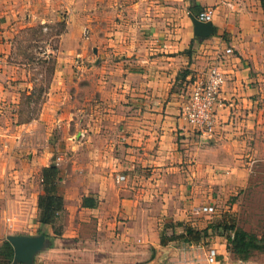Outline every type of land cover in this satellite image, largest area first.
<instances>
[{
    "label": "crops",
    "instance_id": "0c3cea01",
    "mask_svg": "<svg viewBox=\"0 0 264 264\" xmlns=\"http://www.w3.org/2000/svg\"><path fill=\"white\" fill-rule=\"evenodd\" d=\"M201 7L214 12L215 27L203 40L190 17ZM62 22L59 49L35 53L56 57L42 86L19 40ZM214 63L227 74L223 105L213 136L201 137L181 109ZM30 107L36 112L25 114ZM263 139L264 0H0V244L43 230L50 246L35 264L170 257L171 244L160 242L165 223L195 225L188 182L232 171ZM51 165L65 204L58 237L38 220L42 169Z\"/></svg>",
    "mask_w": 264,
    "mask_h": 264
},
{
    "label": "rangeland",
    "instance_id": "374dc122",
    "mask_svg": "<svg viewBox=\"0 0 264 264\" xmlns=\"http://www.w3.org/2000/svg\"><path fill=\"white\" fill-rule=\"evenodd\" d=\"M65 30L66 24L62 22L47 32L34 29L33 33L29 32L19 40V49L25 51L28 56L32 55L33 65L36 66L31 72V79L37 84L40 81L42 86L49 84L54 74L56 57H49L45 62L35 53L46 49V46L53 50L59 49V34ZM24 111L25 114L31 115L36 109L33 111L30 107L25 108ZM249 146L250 148L243 153L244 161L232 171L229 168H220L216 173L222 176L208 179L209 174L206 172L205 179H194L198 180L197 185L196 182L191 184L188 182V185H192L197 190V201L193 208L192 222L195 223L193 227L199 230L209 229L208 237L201 242L204 248H191V244L182 240L174 241L170 243L174 251L171 252L170 257H174L175 260L171 261L170 257L162 258L159 255L154 264H207L205 257L207 248L214 246L213 244H225L226 248L229 245L225 228L230 225L259 240H264V139L258 144ZM210 204L216 207L215 214L209 215L199 211L201 206ZM165 222L166 220L163 219L162 224ZM177 233H181L179 227ZM231 235H233L232 231ZM228 252L232 260H238L239 257L230 249ZM155 256L154 252L153 257ZM243 260L248 264H264V250H256L248 259Z\"/></svg>",
    "mask_w": 264,
    "mask_h": 264
},
{
    "label": "trees",
    "instance_id": "16d2710c",
    "mask_svg": "<svg viewBox=\"0 0 264 264\" xmlns=\"http://www.w3.org/2000/svg\"><path fill=\"white\" fill-rule=\"evenodd\" d=\"M200 10L204 11L202 7ZM61 179L60 169L57 165L47 166L42 169V193L39 195L38 200V220L41 225H51L54 229L55 237L61 236L64 231L63 226L58 223L59 215L65 208L64 198L59 189ZM177 227L181 229V233L179 234L177 233ZM225 229L229 244L226 248L228 256L230 257V253L228 252L230 249L234 255L239 257L238 260L230 258L234 263L248 259L256 250H264V240H259L243 230L235 229L233 225ZM208 231L209 229H195L188 223L166 222L160 234V242L162 246H167L178 240L191 245H203L201 242L205 237H208ZM231 231L233 235H231ZM39 234H44L48 238L50 237L43 230H40ZM13 259L14 248L5 239L0 244V264H13Z\"/></svg>",
    "mask_w": 264,
    "mask_h": 264
},
{
    "label": "built area",
    "instance_id": "2783aa9c",
    "mask_svg": "<svg viewBox=\"0 0 264 264\" xmlns=\"http://www.w3.org/2000/svg\"><path fill=\"white\" fill-rule=\"evenodd\" d=\"M214 12L212 10L201 11L197 18L203 22L213 20ZM90 30L84 29V37L89 38ZM234 54L232 48L225 50V55ZM83 56L77 54L75 65L81 66ZM227 81V74L217 63H214L208 69L205 78L197 81L186 102L182 106L181 116H183L188 124L193 128L196 134L201 137L213 136L217 123V108L223 105L220 98L222 88ZM119 181H124V175L118 177ZM216 207L213 204L201 206L199 211L204 214H215ZM207 264H244L243 262L234 263L228 254H222L215 246H211L206 250Z\"/></svg>",
    "mask_w": 264,
    "mask_h": 264
},
{
    "label": "water",
    "instance_id": "95a60500",
    "mask_svg": "<svg viewBox=\"0 0 264 264\" xmlns=\"http://www.w3.org/2000/svg\"><path fill=\"white\" fill-rule=\"evenodd\" d=\"M194 25V34L201 40L213 35L215 27L212 21H200L194 14H190ZM7 240L14 248L13 264H35L36 256L50 246L44 234L9 235Z\"/></svg>",
    "mask_w": 264,
    "mask_h": 264
}]
</instances>
